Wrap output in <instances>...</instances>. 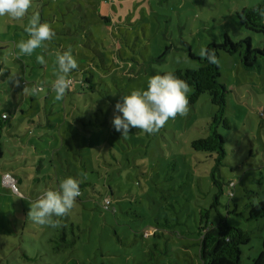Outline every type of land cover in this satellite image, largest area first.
I'll return each mask as SVG.
<instances>
[{"label":"rangeland","instance_id":"rangeland-1","mask_svg":"<svg viewBox=\"0 0 264 264\" xmlns=\"http://www.w3.org/2000/svg\"><path fill=\"white\" fill-rule=\"evenodd\" d=\"M125 1L32 0L24 18L0 16V118L8 116L0 146V264H201L199 228L205 210L209 225L225 218L251 233L241 259L253 264L264 246V217L247 218L249 205L264 199V60L260 70H247L242 49L220 57V82L233 91L227 95L231 129H219L227 155L216 173L224 182L216 207L219 187L212 170L217 154L192 146L208 136L216 112L208 93L151 134L133 127L123 136L112 121L124 95L146 88L158 72L198 68L197 59L205 56L201 51L226 34L235 43L250 38L254 49L263 47L264 35L247 30L236 16L262 0H134L131 5L127 0L126 6ZM126 7L122 21L104 20V14L113 18L112 11ZM37 12L55 36L31 56L21 55L16 43L27 38L24 27ZM69 47L96 83L94 90L69 96L75 107L56 100L51 88L56 53ZM37 55H44L46 63L37 62ZM67 112V127L58 129V117ZM71 124L82 126L77 136L82 145L88 143L85 151L76 145ZM69 135L75 151L62 141ZM56 173L60 182L73 176L101 190L84 186L74 208L52 228L32 221L29 212L58 180ZM108 196L114 213L102 207ZM62 231L70 242L54 250L50 239ZM153 231L156 235H147Z\"/></svg>","mask_w":264,"mask_h":264},{"label":"trees","instance_id":"trees-1","mask_svg":"<svg viewBox=\"0 0 264 264\" xmlns=\"http://www.w3.org/2000/svg\"><path fill=\"white\" fill-rule=\"evenodd\" d=\"M237 19L239 22L244 26L247 30L252 32L261 33L264 35V0H262L258 5L240 10L236 12ZM87 18V15L84 13L82 18ZM86 26H82L85 28ZM91 34V32H89ZM80 37V36H79ZM238 49H242V58H243V65L247 70H259L262 68L261 59L264 60V45L261 48H253L251 46V39L247 38L246 41H241L240 43H235L232 41L228 34L223 36V40L218 42H210L206 50L212 52L216 56V62L210 63L205 55L204 58H196L194 54L191 52L190 57L193 59H197L199 61L198 68L195 69H179L173 73L178 75L180 78L184 79L188 84L189 88L191 89L188 94V103L193 106L196 104L201 97L202 94L208 93L213 106L216 108V112L212 118V121L209 126V134L207 137L200 138L192 143V146L195 150L203 151V152H210L217 154L215 161L216 165L213 168V178L214 183L219 187V192L215 197V202L213 203V207H216L220 204L219 196L223 194V185L224 182L217 180V172L220 169V165H222L227 152L225 149V139L222 134L219 132V129H231V124L227 118V95L230 93L231 90H228L225 84L220 82L221 78V71H220V57L222 52L233 53L236 52ZM77 69L73 70L70 75L69 79L73 81L70 89L66 91L65 96L61 99L64 101L69 100L72 105L75 107L76 105L70 101L69 96H73L76 93L83 94L87 89L94 90L96 88L95 83V76L92 71L87 72V68L83 65H78ZM82 66V67H81ZM92 66V65H91ZM36 92V91H35ZM38 110V115L40 114V110L36 106ZM23 113V112H22ZM2 114L0 118V146L4 128L8 123V116L6 119L3 117ZM68 112L64 113V116H59V124L55 127L58 129L63 125L66 126L67 121L70 119L68 117ZM72 119H75L76 114L73 112ZM63 119V120H62ZM64 121V122H63ZM76 121H80L79 118H76ZM85 123V121H83ZM34 123V122H32ZM43 124V123H41ZM40 124V125H41ZM49 126L54 127L53 122L48 119ZM65 124V125H64ZM77 127H81V125L71 124L70 130L75 133L74 140L76 145L80 148L81 151H85L86 145H82L80 141V137L77 136V133L80 131ZM78 130V132H77ZM33 135V133H32ZM62 137V136H61ZM57 138V137H55ZM63 143H67L69 146V150L75 151L71 136L67 138H62ZM1 151V149H0ZM1 153V152H0ZM76 157V155L74 154ZM70 163L71 161L67 159ZM107 165V164H106ZM55 174L50 175L49 177L52 179ZM56 176L58 177L59 175ZM81 179V178H79ZM18 183L21 180L17 181ZM59 177L58 180L52 181L50 187L47 189L58 188L59 187ZM91 183H81V195L83 192V187L90 185ZM93 191L101 190L96 188L94 184L90 185ZM108 187L111 192H113L112 186H102V189H106ZM18 188V187H17ZM19 191V189H18ZM79 198V197H78ZM105 199L110 200V205L105 207ZM103 200L102 207L104 210H111L113 213L116 211L112 207V202L110 197H106ZM250 211L248 213V220H258L264 217V199H262L258 204H250L249 205ZM67 214V213H66ZM201 218L205 219V221L201 220L200 226V244H199V256L201 260V264H244L242 262V247L248 245L251 242V233L244 231L240 227L232 226L228 224L225 218H221V220L216 224L209 225L208 221V210L201 212ZM57 222H59L58 217H54L53 222L50 226L52 228H56ZM46 225L45 227H50ZM156 235L153 232H147V235ZM50 241L55 243L53 247L54 250L61 249L62 247L66 246L70 239L67 237L66 232L60 233L56 239H50ZM25 255L27 256V252L24 250ZM253 264H264V246L263 250L260 254L255 258Z\"/></svg>","mask_w":264,"mask_h":264},{"label":"clouds","instance_id":"clouds-1","mask_svg":"<svg viewBox=\"0 0 264 264\" xmlns=\"http://www.w3.org/2000/svg\"><path fill=\"white\" fill-rule=\"evenodd\" d=\"M32 6V0H0V16L22 19ZM26 39L16 43L21 55L31 56L38 48L46 47V41L55 36L53 26L41 22L39 13L31 15L24 27ZM210 63L216 62L214 53L202 50ZM37 62L45 64L44 55L36 56ZM57 76L51 85L55 99L61 100L70 89L69 74L77 69L78 63L71 47L56 53ZM33 92L36 89H32ZM189 84L173 72L156 73L147 82L146 88L133 89L124 95L122 102L115 104L116 114L113 126L126 136L133 127L149 134L158 131L170 118L184 114L188 105ZM122 114V115H121ZM82 179L67 176L58 188L46 189L38 199L31 203L29 218L35 223L51 224L54 217H61L72 210L81 195Z\"/></svg>","mask_w":264,"mask_h":264},{"label":"crops","instance_id":"crops-1","mask_svg":"<svg viewBox=\"0 0 264 264\" xmlns=\"http://www.w3.org/2000/svg\"><path fill=\"white\" fill-rule=\"evenodd\" d=\"M127 1V0H126ZM126 1H125V6H126ZM133 1L134 0H131L130 1V5L133 3ZM131 7V6H130ZM130 7L129 8H125V9H120V13H113V11H112V14H113V18H109V16L107 15V14H104V20L106 21V22H108V23H112V22H120V21H122V19H121V17H120V15L121 14H123V17H126V15H127V13H128V9H130ZM99 13L101 14V12L99 11ZM50 15V14H49ZM81 19V21H82V23H83V25L85 26L86 25V22H87V18L85 17V18H80ZM124 22V21H123ZM82 25V26H83ZM80 52L81 51H79L78 52V54H80ZM82 57H84V56H82ZM79 59H81V57L79 58ZM80 62V61H79ZM78 65H81V62H80V64H78ZM78 67H80V66H78ZM82 67V66H81ZM70 75V74H69ZM16 102H17V97H16ZM21 110V109H20ZM30 134H32V132H30ZM17 181H19V179L17 178Z\"/></svg>","mask_w":264,"mask_h":264},{"label":"built area","instance_id":"built-area-1","mask_svg":"<svg viewBox=\"0 0 264 264\" xmlns=\"http://www.w3.org/2000/svg\"><path fill=\"white\" fill-rule=\"evenodd\" d=\"M73 81L71 80V85H72ZM4 119L7 118V115H3ZM5 180V179H4ZM7 183H9L10 187L14 190L18 192V188L13 180V178H11L10 176H7ZM105 203V207H108L110 205V200L109 199H105L104 201Z\"/></svg>","mask_w":264,"mask_h":264}]
</instances>
